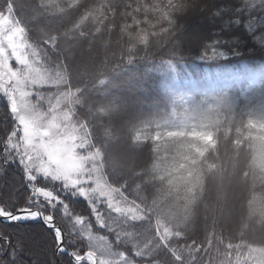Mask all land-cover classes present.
Listing matches in <instances>:
<instances>
[{"label":"trees","instance_id":"16d2710c","mask_svg":"<svg viewBox=\"0 0 264 264\" xmlns=\"http://www.w3.org/2000/svg\"><path fill=\"white\" fill-rule=\"evenodd\" d=\"M199 4L206 7L189 10ZM238 9V0H0V14L23 29L40 64L61 71L62 89L74 92L73 119L115 198L137 209L131 215L95 193L92 212L73 202L112 256L135 264H264V33L255 51L242 46L235 59L198 58L202 40L227 28ZM218 69L230 84L206 79ZM42 227L0 222L18 233L13 242ZM35 259L20 256L24 264ZM45 259L67 264L69 257L40 253Z\"/></svg>","mask_w":264,"mask_h":264},{"label":"snow or ice","instance_id":"6c2138e0","mask_svg":"<svg viewBox=\"0 0 264 264\" xmlns=\"http://www.w3.org/2000/svg\"><path fill=\"white\" fill-rule=\"evenodd\" d=\"M238 4L239 14L228 21V27L221 24L210 39L200 43L199 63L214 65L235 59L243 55L242 46L256 50L251 45L257 35L264 33V0H238ZM197 7L203 10L206 5H194L189 10ZM219 12L216 9L212 15ZM233 21L238 22V28ZM182 30L180 27L176 37L179 47L178 34ZM200 30L204 31L203 27ZM14 59H9V68ZM0 101L5 109L0 113L4 122L0 127V191L7 190V195H0V222L43 225L26 241L17 238L13 242L18 233L0 229V264H24L20 260L24 252L36 257L34 264H41L40 253L47 256L49 251L52 257L68 256L67 264H94L90 252L110 250L104 241L89 235L85 215L73 208V202L83 200L92 212L93 194L82 190L78 170L61 163L60 145L68 129L59 125L60 117L38 112L18 74L13 76L2 64ZM21 193H26L22 202ZM43 264H56V260L45 259Z\"/></svg>","mask_w":264,"mask_h":264},{"label":"rangeland","instance_id":"374dc122","mask_svg":"<svg viewBox=\"0 0 264 264\" xmlns=\"http://www.w3.org/2000/svg\"><path fill=\"white\" fill-rule=\"evenodd\" d=\"M13 57L15 59L13 60L12 68H9L8 61ZM38 57H40L38 51L27 42L23 29L13 21L11 15L9 13L0 14V64L11 72L13 76L18 74V79L23 89L29 95L30 103L36 106L38 112L60 117L59 125H63L64 128L68 129V134L65 135L60 145V151L63 153L61 163L68 169L79 171V179L83 182L81 184L82 190L95 193L98 198L106 197L116 205L121 203L120 206L124 207V210L126 209L129 214L134 215L137 212L136 207L132 202L127 204L126 201H118L115 198L118 197L117 191L109 186L104 179L102 165L98 164V155L94 158L93 155L95 154L93 153L95 152L88 151L84 143V136L77 127L72 116L73 113L70 110L75 105L70 100L72 96L75 102L73 98L74 92L64 91L62 87L65 79L61 71L57 72L54 68L43 67ZM177 74L175 73V75ZM244 74V71H238L233 72L232 76L240 78ZM179 76L183 77L185 84L194 87L196 82L189 80L186 75ZM205 77L214 86L221 84V82L230 84L232 80L227 71L219 69L206 73ZM33 93L35 95H32ZM81 150H86L87 153H82ZM131 160L130 158L123 161L130 163ZM88 233L93 238H99L104 241L110 250L108 252H98L96 250L90 252V257L94 258V264H96L97 260L98 264H135L122 256H112L110 246L103 237L90 231ZM98 255L102 257L98 259Z\"/></svg>","mask_w":264,"mask_h":264},{"label":"water","instance_id":"95a60500","mask_svg":"<svg viewBox=\"0 0 264 264\" xmlns=\"http://www.w3.org/2000/svg\"><path fill=\"white\" fill-rule=\"evenodd\" d=\"M4 223V222H3ZM7 224V223H6ZM58 258V260H59V257H57Z\"/></svg>","mask_w":264,"mask_h":264}]
</instances>
